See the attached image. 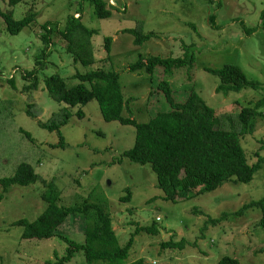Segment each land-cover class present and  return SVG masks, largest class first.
<instances>
[{"label":"rangeland","instance_id":"1","mask_svg":"<svg viewBox=\"0 0 264 264\" xmlns=\"http://www.w3.org/2000/svg\"><path fill=\"white\" fill-rule=\"evenodd\" d=\"M115 1L113 16L100 19L88 0H21L15 5L0 0V9L12 12L15 20L34 14L31 24L16 35L8 32L0 17V264H56L69 254L71 246L64 238L23 239V228L14 224L21 219L33 222L46 210L42 193L53 181L60 206L98 204L113 219L119 247L132 239L124 264L138 260L144 264H219L226 256L240 264H264L260 210L236 214L244 205L264 197V109L254 119V132L241 137L248 162L263 159L253 180L248 184L232 180L177 202L165 198L149 164L126 158L120 162L123 152L134 146L135 128L107 122L97 100L83 109V119L77 115L80 108L71 109L75 115L61 128L64 148L58 146L57 132L40 126L67 108L49 95V77L57 74L74 87L81 83L77 74L100 69L120 74L123 96L129 101L122 115H132L139 123L171 110L165 94L158 90L164 80L171 82L178 103H185L195 92L219 116L235 117L243 108L253 107L264 98V30L260 25L264 0ZM73 16H81L82 23L96 31L92 65L76 62L70 40L60 33ZM45 24L51 25L50 46L42 40ZM137 25L144 35L152 36L141 46L123 32ZM108 37L113 38L110 54ZM185 46L195 55L192 67L171 75L156 69L152 77L145 69L130 71L139 56L144 60L151 56L185 58ZM227 64L240 67L248 80L260 87L217 93L220 80L206 68L221 69ZM30 71L34 73L26 78ZM21 164L31 165L39 181L11 184L4 192L1 181L13 177ZM127 188L131 198L122 200L128 196ZM209 219L220 220L212 224L207 223ZM96 220L94 211L87 217L71 215L58 233L86 243L87 228ZM152 226L156 233L144 230ZM171 240H185V248H165ZM64 264L89 263L84 253L78 252Z\"/></svg>","mask_w":264,"mask_h":264},{"label":"trees","instance_id":"2","mask_svg":"<svg viewBox=\"0 0 264 264\" xmlns=\"http://www.w3.org/2000/svg\"><path fill=\"white\" fill-rule=\"evenodd\" d=\"M20 1L8 0V3L15 5ZM88 1L95 6V15L98 18L109 19L113 16L112 7L115 6L111 5L109 0ZM0 17L5 21L8 32L16 35L31 24L34 14L29 13L22 20H15L12 12L0 9ZM260 23L264 30V13L261 15ZM43 28L46 33L42 36V40L44 44L50 46L52 44L51 25L45 24ZM123 32L134 37L136 46H141L152 38L151 35L143 34L140 25L133 29H125ZM60 33L70 40V50L75 55L76 62L87 66L95 63L92 39L96 31L89 30L82 23L81 16L79 19L75 16L69 17L66 30ZM112 44L113 38L108 37L106 49L109 54ZM185 47L187 49L185 58L151 56L144 60L139 56L138 61L130 67V71L145 69L152 77L156 69H162L165 74L171 75L175 70L192 67L195 64V55L189 54L188 46ZM42 55L46 57L45 50ZM206 71L219 78L217 93L228 94L240 92L245 88L260 87L259 84L249 81L244 71L236 65L227 64L221 69L206 68ZM33 73L30 71L26 78ZM76 78L81 83L74 87H69L66 80L57 74L46 80L49 95L56 102L65 104L67 108L55 114L48 123H40V126L50 132H57L60 137L58 146L64 148L66 140L61 134V128L68 125L75 115L71 109L80 108L77 115L83 119L85 117L83 109L93 100H97L107 122L117 121L124 126L135 128L134 146L123 152L120 162L126 158L140 165L149 164L157 176L158 187L165 191V198L171 202L213 191L232 180L248 184L263 163V159H259L254 164L248 162L241 144V137L254 132V119L264 109V98L253 103V107L243 108L235 117L219 116L195 92L188 96L185 103H178L174 97L171 82L164 80L159 83L158 90L165 94L171 110L159 112L150 121L139 123L132 115L130 117L122 115L129 101L124 99L119 73L100 69L87 74L79 73ZM37 181L39 177L34 173L33 167L21 164L16 174L3 179L1 184L3 191L6 192L11 184L28 185ZM46 186L48 190L42 193V198L48 205L46 210L33 222L21 219L14 223L23 228L22 238L37 241H46L57 236L64 238L71 248L68 251L69 254L62 257L56 264H64L78 252L84 253L89 264L98 261L124 264L132 246V239L123 248L119 247L117 234L113 230V219L104 207L98 204H86L84 208L60 206L55 182H50ZM127 191L128 196L122 197V200L131 198L130 189L127 188ZM251 208L260 210L261 218L258 225L264 230V197L244 205L236 214L242 215ZM92 211L96 213L98 222L96 220L87 228L86 243L79 244L58 233L59 228L69 220L71 215L81 214L87 217ZM223 215L225 218L226 214ZM219 220L209 219L207 223L216 224ZM144 230L151 233L157 232L154 226ZM185 242V240L183 242L171 240L163 246L184 249ZM131 264H144V261L138 260ZM219 264H240V261L226 256L220 260Z\"/></svg>","mask_w":264,"mask_h":264},{"label":"built area","instance_id":"3","mask_svg":"<svg viewBox=\"0 0 264 264\" xmlns=\"http://www.w3.org/2000/svg\"><path fill=\"white\" fill-rule=\"evenodd\" d=\"M111 5L117 6V3L115 0H109Z\"/></svg>","mask_w":264,"mask_h":264}]
</instances>
